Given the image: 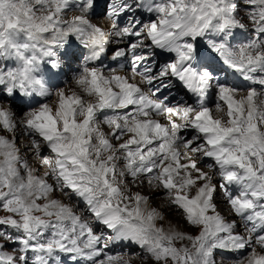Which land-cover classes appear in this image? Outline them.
Instances as JSON below:
<instances>
[{
  "label": "snow or ice",
  "instance_id": "obj_1",
  "mask_svg": "<svg viewBox=\"0 0 264 264\" xmlns=\"http://www.w3.org/2000/svg\"><path fill=\"white\" fill-rule=\"evenodd\" d=\"M72 7L71 0H0V130L31 136L28 150L41 155L47 169L37 175L20 155L17 137L0 135V208L9 213L0 217V264H29V253L31 264H132L111 255L100 259L109 245L125 242L146 250L154 264H218L216 251L246 248L251 249L246 264H264V110L253 103L261 93L253 88L236 99L228 83L235 73L264 88V0H80L75 7L81 14L64 19ZM141 10L156 19H138ZM101 14L106 23L112 21L111 32L89 19ZM120 16L128 17L123 27ZM73 36L88 50L85 61L100 60L110 36L127 38L114 57L130 52L131 74L106 76L85 63L74 77L81 94L65 88L53 92L80 55ZM238 37L246 42L234 48ZM149 59L152 63H146ZM173 88L191 93L198 103L171 104ZM164 92L163 99L153 98ZM213 92L227 105L226 119L214 118L205 106ZM53 95L54 108L39 104L15 118L11 104L31 105L37 96ZM129 106L131 112L104 118L112 139L132 134L117 147L96 120L104 110ZM215 110H221L219 102ZM153 113L166 115L169 123L152 119ZM181 129L196 134L185 140ZM44 148L49 156H43ZM189 153L211 158L214 164L207 167L218 168L222 183L214 182L216 173L202 171ZM181 156L187 163L180 162ZM118 160L124 161L120 171ZM180 170L184 175L174 182ZM127 175H147L150 186L167 190L187 222L200 227L199 234L157 226L163 215L142 210L149 197L130 193L118 179ZM229 185L238 194L228 191ZM193 186L195 195L181 194ZM57 190L81 198L95 225L52 198ZM217 196L230 205L239 224L219 214ZM241 224L243 230L236 231ZM178 239L191 246L177 247ZM11 245L19 247L6 250Z\"/></svg>",
  "mask_w": 264,
  "mask_h": 264
},
{
  "label": "rangeland",
  "instance_id": "obj_2",
  "mask_svg": "<svg viewBox=\"0 0 264 264\" xmlns=\"http://www.w3.org/2000/svg\"><path fill=\"white\" fill-rule=\"evenodd\" d=\"M66 13L67 12H65V14H64V19H66L67 18V16L71 13H68V15H66ZM101 19L102 18H97L96 17V24L98 25V26H100L101 28H103L105 31H109L110 29H111V26H110V24L108 23V21H107V23L105 24V25H102L101 24ZM138 19H141V18H138ZM156 19V18H155ZM105 20V19H104ZM142 20H144L145 22H147L149 19H147V18H144V19H142ZM95 24V23H94ZM252 33V32H251ZM157 51H160V50H157ZM146 53V52H145ZM173 56H174V54H172ZM161 63L163 62V60H159ZM68 72L69 71H67L65 74H64V76L62 77L63 78V80H64V83L61 85V86H59V87H57L56 89H58V88H65L66 89V91L69 89V86H70V84L72 83V82H75L74 81V79H71V78H68L67 77V75H68ZM117 74H119V73H117ZM123 74V73H122ZM231 74V76H232V79H234L233 78V74L232 73H230ZM106 76H108V75H106ZM242 79V76L239 78V79H237L238 81L239 80H241ZM173 89H175V88H173ZM56 91V90H55ZM54 91V92H55ZM249 90H241V89H236V92H239V93H241V92H248ZM245 94V96H246V94L247 93H244ZM235 95H237V94H235ZM261 100H263L264 101V98L262 99L260 96H257V97H254V100H253V103L256 105V106H258V108L259 109H261V110H264V102H263V104L262 105H260L259 104V102L261 101ZM37 101V103H33L32 105H34L33 107L34 108H36V107H38L39 106V104H43V103H48V104H50V105H52L53 106V108L55 107V105H56V101H57V97L55 96V95H53L52 97H49V99L48 100H46L45 102H43V101H41L40 99H37L36 100ZM209 105L207 106V107H209V108H213L214 110L213 111H215L214 112V114H213V116H214V118L216 117V115H218V116H221V117H224L225 119H226V112H227V105H226V103L225 102H223V101H218V97H217V95L213 92L210 96H209ZM217 102H219L220 104H221V110L219 111V112H217L216 110H215V106H216V103ZM262 103V102H261ZM6 106H9L8 104H5ZM14 105V103L13 104H11V108H12V110L14 111V113L15 114H17L19 117H23V115H24V112H26L29 108H25V106H26V104H22V105H18V107L16 106V107H14L13 106ZM33 107H31V108H33ZM111 111V110H110ZM212 111V112H213ZM159 117V116H158ZM158 117L156 118V120L158 119ZM162 117H164V120H166L167 121V123L166 124H168L169 123V121H168V119H167V117H166V115H162ZM104 118H105V116H104V113L103 114H101V115H98V117H97V120H96V124L98 125L102 120H103V122H104ZM20 119V118H19ZM181 119V118H180ZM174 120H176L175 118H174ZM176 122L177 123H182L183 121H182V119L179 121V120H176ZM191 129H187L186 130V132H185V129H181L180 130V133H179V135H181L185 140L186 139H189V138H191V136H193V135H195L196 133L192 130V131H190ZM185 132V133H184ZM189 132V133H188ZM188 133V134H187ZM0 134L1 135H8L9 134V132H4V131H2V130H0ZM184 135V136H183ZM126 135H124L123 137H125ZM19 139V138H18ZM18 139H16V146L20 149V155L21 156H23L24 158H28V157H30V155L31 154H29V155H27V150L29 149V143H30V141H31V139H32V137L31 136H25L24 135V139H23V141H21L20 139L18 140ZM125 140V139H124ZM123 140V141H124ZM123 141H122V139L121 140H119L118 142H121V143H123ZM117 141H114V143H118ZM201 143L203 142V141H200ZM28 146V147H27ZM117 146V145H116ZM154 146H156L155 144H154ZM118 147V146H117ZM51 153H50V150L49 149H47V148H44L43 149V156H49ZM120 154V153H119ZM34 155V154H33ZM27 156V157H26ZM37 159H41V155H39V154H35L34 155ZM193 156L195 157L196 156V158H197V166H200V167H204V168H207V169H209L208 167H207V165L208 164H214V161L211 159V158H205V157H203V155L202 154H193ZM181 158V157H180ZM29 159V158H28ZM29 162V164L30 165H32V163L30 162V161H28ZM180 162H181V160H180ZM117 170L118 171H120V170H122L123 169V164H124V161L123 160H118L117 162ZM168 163V161H166L165 162V164H167ZM40 167V166H39ZM42 167H40L39 169H41ZM214 173H216V176H215V178H214V182H216L217 184H219V183H222V181H221V179H220V177H219V175H218V168L217 167H214V168H212L211 169ZM210 171V170H209ZM181 173H183V170H180V175H176L175 173L173 174V179H174V182H180V180H181ZM118 179H123V181H124V183L128 186V189H129V192L130 193H132V189H141L142 191H144V193L142 194V191H141V194L142 195H145V196H148L149 197V200H157V199H163L162 200V202L164 201V200H168V201H170L169 200V193H168V191L167 190H165V189H163L162 187L161 188H158V189H160L159 191L158 190H154V191H145L144 189V187H145V185L146 184H148L147 183V179H148V177H147V175H143V176H141V177H139V179L138 180H134V179H136V178H133V177H131L130 175H127L126 177H123V178H120V177H118ZM141 187V188H140ZM195 190V188H194V186L191 188V189H189V192H188V189H186V190H184V191H187V194H193V191ZM58 192H59V190H57ZM184 191L182 190V192H183V194H184ZM228 191H230V192H232L233 193V195H236V194H238L237 193V190L234 188V190H232V189H229L228 188ZM61 192V191H60ZM195 192V191H194ZM62 193V192H61ZM62 196L64 197V199H65V204L67 203V204H71V205H73L74 207H73V209H75V210H80V209H84L85 210V212H83L82 213V215H83V218L84 219H88V220H91L92 221V223H93V225H95V221L94 220H92V217H91V214L87 211V206H86V204L83 202V200H81V199H78L77 197H75V196H68V195H64L63 193H62ZM191 196V195H190ZM218 197V199L219 200H221L220 198V196H217ZM217 201V203H219L220 201ZM166 201H164V202H166ZM167 201V202H168ZM39 203H44L45 201H43V200H41V201H38ZM152 203H155V202H152ZM222 205H224V207L225 206H227V208H228V210L230 211V205L229 204H227V202L225 201V200H223L222 199ZM156 204V203H155ZM154 204V205H155ZM220 204V203H219ZM167 206H169V207H172L173 208V210H165V209H163V212H164V214L168 217H171V215H173V212H171V211H174L177 215H178V218H176V217H174V218H171V219H169L168 221H165L164 222V220L163 219H157V222H158V226H162L163 228H164V230L167 232V231H169V230H176V231H180V232H183V233H185L186 235L187 234H190V235H193V236H195V235H198L199 234V231L201 230L200 229V227L199 226H192V225H190L188 222H187V220H186V214L184 213V211L182 210V209H176V207H175V205L174 204H172L171 202L170 203H167ZM9 213H7L6 212V210H4V209H2V208H0V217H2V216H5V215H8ZM35 215H39V216H41L43 219H54V217H52V218H49V217H46V216H44L43 215V213L42 212H36V213H34ZM180 214V215H179ZM233 214V213H232ZM234 215V214H233ZM234 218H236L237 219V221H238V224L240 223V218L238 217V216H233ZM173 219V220H172ZM176 220V221H175ZM179 220V221H178ZM178 221V222H177ZM169 222V223H168ZM162 223V224H161ZM175 223V224H174ZM178 223V224H177ZM166 224V225H165ZM164 225V226H163ZM169 225V226H168ZM160 226V227H161ZM174 226V227H173ZM175 227L177 228V229H175ZM97 231H99V228L97 227V229H96ZM243 230V226H242V224H241V226L240 227H238L237 229H236V231H242ZM11 231H15V230H11ZM51 234H52V230L51 229H49V230H47L46 231V233H45V237L47 238V237H49V236H51ZM109 234H111L110 233V230L109 231H107V232H105V235H109ZM175 245L177 246V247H181V246H183V245H188V246H191L190 245V242L188 241V240H176L175 241ZM19 247V245H11L8 249H6V250H8V251H13V250H15V249H17ZM257 250L258 251H261L258 247H257ZM242 252H241V254L239 255L238 254V256L236 257V256H232V255H230L229 254V252L230 251H223V250H218V251H216L215 252V259L217 260V262H218V264H219V262L220 261H223V264H235V262L236 261H239V260H241V259H244L245 260V264H246V258L248 257V255H249V253H250V251H251V249H249V248H246V249H244V250H241ZM229 256H228V255ZM108 255H111V256H114V257H123L124 259H130L131 261H132V264H154V261L152 260V259H147V257H148V254H147V252L144 250V249H142V248H140L139 246H137V245H128L126 242L124 243V244H121V243H116V244H111V245H109V247L107 248V249H105V251H104V255L103 256H101L100 257V259H104L106 256H108ZM31 258H32V253H29V264H31ZM142 258V259H141ZM147 259V260H146Z\"/></svg>",
  "mask_w": 264,
  "mask_h": 264
},
{
  "label": "bare ground",
  "instance_id": "obj_3",
  "mask_svg": "<svg viewBox=\"0 0 264 264\" xmlns=\"http://www.w3.org/2000/svg\"><path fill=\"white\" fill-rule=\"evenodd\" d=\"M66 15H68V14H66ZM73 15H77L75 12H71L68 16H67V18L66 19H70ZM63 18H64V16H63ZM93 22L96 24V20L95 19H93ZM245 23H247L248 24V29H247V35H249V36H251V35H253V33H251V28H252V25L250 24V23H248V21H247V18H245ZM101 24L102 25H105L106 24V22H105V20L104 19H101ZM108 32H111V29L108 31ZM74 37V36H73ZM73 37H71V42L73 41ZM112 36H110V38H111ZM246 41H244L243 39H241V38H237V40H234V41H232V46L234 47V48H238V47H240L243 43H245ZM174 54V53H173ZM175 55V54H174ZM120 75H125V74H122L121 72L119 73ZM233 74V78L234 79H232V76H231V74H229V77H228V83L231 85V86H234V81H236L237 79H239L241 76L239 75V74H235V73H232ZM128 75V74H127ZM72 78V77H71ZM258 78H259V74H258ZM72 79H74V78H72ZM238 81V80H237ZM130 82H135V81H130ZM252 89L254 88L256 91H257V93H261V95H259L262 99L264 98V94H262L263 92H264V88H262L258 83H255V82H253L252 83ZM61 88V87H60ZM57 90V89H56ZM68 92H76L77 94H81V89L75 84V82H72L71 84H70V86H69V89L67 90ZM244 93H248V92H241V93H239V92H236L235 94H237V95H235V98L236 99H239L240 97H246L247 96V94H246V96H245V94ZM52 97V96H51ZM37 99H40L41 97H39V96H37L36 97ZM85 99H91V98H89V97H87V96H85ZM209 96H208V99L207 100H205V106H208L209 105ZM46 101V100H45ZM44 101V102H45ZM262 102V103H261ZM263 100H261L260 102H259V104L260 105H262L263 104ZM18 103H14V107H18ZM5 107H9V106H6V105H4ZM132 106H129V108L128 109H126V110H122V111H128L130 108H131ZM34 108V107H33ZM210 109H212V110H214L213 108H210ZM106 111V110H105ZM110 111V110H109ZM14 112V111H13ZM214 112L215 111H213L212 112V115L214 114ZM101 115V114H100ZM218 115H216V117H217ZM158 117V116H157ZM157 117H155L154 119H156ZM214 117V116H213ZM15 118L17 119V121L19 120V118H21V117H19L17 114H15ZM83 117H79V119H82ZM176 120H181L180 119V117H174ZM157 120H159L161 123H163V124H166L167 123V121L166 120H164V117H162V115H159V117H158V119ZM175 120V121H176ZM98 126H99V128L101 129V131H103L110 139H111V142L114 144V145H119V143H121V142H118V143H114V141H116L115 139H112V137H111V129L109 128V126L106 124V123H104L103 121H101L99 124H98ZM7 133V132H6ZM1 135V134H0ZM5 135V134H4ZM13 135H15L16 137H17V139L19 138L21 141H23V139H24V135H21V133H20V131L18 130L16 133H11V132H9V134L7 135V137L9 138V139H11L12 137H13ZM124 135H126L125 137H122L121 139H122V141L124 140V139H127V138H129L132 134L131 133H125ZM26 136V135H25ZM18 139V140H19ZM28 147V146H27ZM182 150V149H181ZM27 152V155H29V154H31L30 155V157H28L27 158V160L28 161H30L31 163H32V165H30V166H32V167H34V168H36L37 169V175H42L47 169H46V166L41 162V159H37L34 155H33V153L31 152V151H29V150H27L26 151ZM105 155H107V153H105ZM117 155H121V153L119 154V153H117ZM189 156H191L193 159H195L196 160V162H198L197 161V158H196V156L194 157L193 156V154L192 153H189ZM27 157V156H26ZM199 159V158H198ZM180 160H181V163H187V159L185 158V157H183V156H181V158H180ZM42 167L41 169H39L40 167ZM202 171H207V172H210V173H214L211 169H207V168H204V167H200V166H198ZM210 170V171H209ZM183 175H184V173H181V178L183 177ZM196 175V173H194L193 172V176H195ZM215 176L216 175H214L213 176V179L215 178ZM174 178V177H173ZM139 179V178H138ZM137 178L136 179H134V180H138ZM49 182H51V181H49ZM201 182L200 181H197V184H200ZM141 188V187H140ZM145 189V191L147 192H151V191H154V190H160V189H158V188H156V187H154V186H150L149 184H146L145 185V187H144ZM194 188H195V186H194ZM132 191V193H134V192H140L141 193V189H132L131 190ZM184 191V190H183ZM194 191H196V188H195V190ZM193 191V194H188L189 196L191 195V196H193V195H195V192ZM188 192H189V189H188ZM144 193V191H142V194ZM181 194H183V192H181ZM52 198H54V199H60V200H62V202L63 203H65V199H64V197L62 196V193L59 191H55L53 194H52ZM78 199H81V198H78ZM221 200H219L218 199V197H217V200H216V203H217V201L219 200L220 202V204L219 203H217V211L219 212V214L220 215H222V216H224L225 217V219L226 220H228L229 222L230 221H232V220H236L237 221V219L236 218H234L233 216H235L236 217V215L234 214H232V212L231 211H229L228 210V208H227V206H225L224 207V205H222V198H220ZM82 200V199H81ZM162 200L163 199H157L156 201L155 200H149L148 199V202H147V204L146 205H144V204H142L141 205V208H142V210H144L145 212H147L148 210H151V209H156V211L158 212V213H161L162 215H163V220H164V222L165 221H168L169 219H171V218H174V217H176V218H178V215L174 212V211H171V212H173V215H171V217H167L165 214H164V212H163V209H165V210H173V208L172 207H169V206H167V203H170V201H166V200H164V201H166V202H162ZM152 202H155V203H152ZM67 204V203H66ZM155 204V205H154ZM69 205H71V204H69ZM74 205V204H73ZM73 205H71L72 207H74ZM176 207V209H177V206H175ZM74 211L77 213V214H82L83 212H85V210L84 209H78V210H75L74 209ZM209 214H213V213H211V212H209ZM180 215V214H179ZM179 219V218H178ZM173 220V219H172ZM176 221V220H175ZM179 221V220H178ZM177 221V222H178ZM155 223H156V225L158 226V222H157V219L155 220ZM166 223V222H165ZM169 223V222H168ZM237 223H238V221H237ZM162 224V223H161ZM175 224V223H174ZM178 224V223H177ZM166 225V224H165ZM161 226V225H160ZM164 226V225H163ZM169 226V225H168ZM162 227V226H161ZM174 227V226H173ZM175 229H177L176 227H175ZM146 251V250H145ZM258 251V250H257ZM227 252V251H226ZM241 250L240 251H230L229 252V254L230 255H232V256H238V254L240 255L241 254ZM259 252V251H258ZM148 254V253H147ZM228 255V254H227ZM229 256V255H228ZM236 256V257H237ZM131 259V258H130ZM142 259V258H141ZM147 259L149 260V259H151L150 258V256H149V254H148V257H147ZM146 259V260H147Z\"/></svg>",
  "mask_w": 264,
  "mask_h": 264
}]
</instances>
